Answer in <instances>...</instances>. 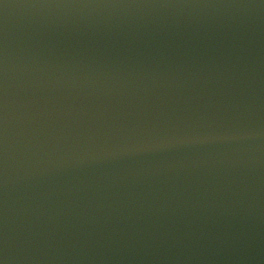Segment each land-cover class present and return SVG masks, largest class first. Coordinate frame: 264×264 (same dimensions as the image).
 I'll use <instances>...</instances> for the list:
<instances>
[{
	"label": "water",
	"instance_id": "water-1",
	"mask_svg": "<svg viewBox=\"0 0 264 264\" xmlns=\"http://www.w3.org/2000/svg\"><path fill=\"white\" fill-rule=\"evenodd\" d=\"M0 264H264V0H0Z\"/></svg>",
	"mask_w": 264,
	"mask_h": 264
}]
</instances>
